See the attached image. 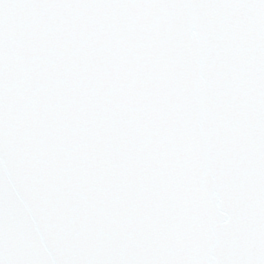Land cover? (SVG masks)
I'll use <instances>...</instances> for the list:
<instances>
[{
	"label": "snow or ice",
	"instance_id": "obj_1",
	"mask_svg": "<svg viewBox=\"0 0 264 264\" xmlns=\"http://www.w3.org/2000/svg\"><path fill=\"white\" fill-rule=\"evenodd\" d=\"M0 264H264V0H0Z\"/></svg>",
	"mask_w": 264,
	"mask_h": 264
}]
</instances>
